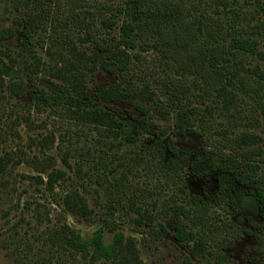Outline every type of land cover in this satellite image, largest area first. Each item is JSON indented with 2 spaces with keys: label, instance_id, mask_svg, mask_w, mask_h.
Masks as SVG:
<instances>
[{
  "label": "rangeland",
  "instance_id": "374dc122",
  "mask_svg": "<svg viewBox=\"0 0 264 264\" xmlns=\"http://www.w3.org/2000/svg\"><path fill=\"white\" fill-rule=\"evenodd\" d=\"M23 1L0 0V30L17 27L16 20L25 10ZM190 3L193 17L227 34L225 44L234 54L239 75L264 83V62L259 57L264 53V13L258 7L264 0H190ZM69 30L70 38L58 35L47 24L34 34L29 52L19 46L15 36L0 41V50L7 48L10 56L9 59L0 54L1 59L13 69L10 75L2 74L0 78V264H12L17 246L26 250L24 259L27 263L48 264L49 260L53 264L56 252L49 234L61 225H67L82 239H88L101 227L100 217L107 210L113 213L115 232L134 241L144 264H187V261L214 264L219 251L229 253L226 264H257L260 257L249 255L255 245L254 239L235 237L237 229L222 227L220 222H230L240 229L247 214L262 222L256 213L243 211V222L230 215L223 206L214 207L209 216L202 214L178 192L173 196L171 186L157 179L156 170L145 161L141 151L142 145L148 142L145 136L131 142L123 132L83 124L69 105L57 112L33 99L35 89H50L41 79L65 84L57 76L59 68L65 72L64 80L71 93L70 85L77 81L86 85L88 95L96 85L104 87L114 81L113 76L106 73H89V43L82 40L83 33L78 26L73 25ZM117 33L115 29L114 34ZM139 45L147 55H158L154 39L142 38ZM32 53H35V60ZM29 63L35 67H28ZM155 102L157 106L151 107L154 121L166 131L165 139L176 141L180 148H191L202 140L199 128L202 121L209 127L204 134L206 139H203L207 145L233 141L242 133H248L258 137L259 144L264 147V89L258 95L248 97L224 81L216 83L209 93L196 87L187 102L188 109H197L192 118L195 126L193 133L184 137L173 136L175 108L166 104L162 96ZM110 110L122 116L126 112L138 114L115 103L110 105ZM66 122L77 125L80 132L74 134L75 127L66 132L62 127V124L70 127ZM69 141L75 154L66 152ZM52 173L60 176L54 185L57 196L47 187ZM186 183L188 195H199L204 187L201 181L191 177ZM207 188L212 190L213 185L208 183ZM72 193L83 198L91 211L90 216L73 215L66 209L63 200ZM165 203L183 206V220L188 228L209 235L206 249L210 254L196 256L173 240L172 227L165 220ZM143 213L161 222L166 231L156 227L157 234L151 233L141 216ZM103 235L105 243L111 242L112 232L105 229ZM225 236L230 241L221 247L220 239ZM62 261L93 264L80 255L72 260L62 254Z\"/></svg>",
  "mask_w": 264,
  "mask_h": 264
},
{
  "label": "trees",
  "instance_id": "16d2710c",
  "mask_svg": "<svg viewBox=\"0 0 264 264\" xmlns=\"http://www.w3.org/2000/svg\"><path fill=\"white\" fill-rule=\"evenodd\" d=\"M23 4L25 10L16 20L17 27L1 29L0 41L15 36L19 46L29 52L34 34L47 24L58 35L69 38L70 27L76 25L83 33L82 40L91 48L89 73L96 71L114 78L104 87L96 85L90 95L86 92V85L77 81L70 85L71 93L64 80L65 72L59 68L57 76L65 84L41 79L50 89H35L33 99L57 112L69 105L83 124L123 132L131 142L145 136L148 142L142 145L141 151L145 161L156 170L157 179L171 186L173 196L178 192L186 202L196 205L202 214L209 216L214 207L223 206L230 215L243 222V211L256 213L262 222L247 214L240 229L230 222H220L222 227L237 229L235 237L254 239L255 245L249 255L257 254L260 257L257 264H264V147L259 144L260 139L253 134L242 133L233 141L207 145L203 139H206L204 134L209 127L202 121L199 124L202 140L191 148L183 149L176 141L165 139L166 131L160 129L151 112V107L157 106L155 100L164 97L166 104L176 110L173 136L184 137L192 134L195 126L192 118L197 109H188L187 102L196 87L209 93L216 83L224 81L248 97L256 96L264 89V83L239 75L234 54L225 44L227 34L193 17L190 0H121L120 3L105 0H24ZM258 7L264 13V4L258 3ZM262 25L264 29V22ZM115 29L118 30L116 35ZM142 38L155 40L157 56L147 55L140 48L139 40ZM0 54L10 59L7 48L0 50ZM31 57L35 60V53ZM259 57L264 62V53ZM32 66L35 64L29 63L28 67ZM12 72L11 64L5 63L0 56V78L2 74L10 75ZM224 92L234 96L225 89ZM113 103L125 105L138 114L126 112L124 116L119 115L110 110ZM66 123L70 126L62 124L66 132L74 127V134L80 132L77 125ZM65 149L75 154L71 141ZM58 177V173H52L47 180L48 190L54 196L58 195L54 191ZM190 177L203 183L199 195L186 193V180ZM208 183L213 185L212 190L207 188ZM63 203L73 215H91L83 198L76 193L66 195ZM164 205L165 220L172 227L173 240L196 256L210 254L206 249L209 235L188 228L183 220V206ZM141 216L151 233L157 234L156 227L166 231L161 222L150 218V215L147 217V213ZM100 220L101 227L85 240L67 225L53 230L48 236L55 246L53 264H73L64 263L62 254L72 260L80 255L93 264H144L134 241L115 232L112 211L107 210ZM105 229L113 233L109 243L104 242ZM229 241L227 236L221 238V247ZM25 256L24 247L17 246L13 251L12 264H29ZM229 256V253L219 251L214 264H226ZM187 264L192 263L187 261Z\"/></svg>",
  "mask_w": 264,
  "mask_h": 264
}]
</instances>
